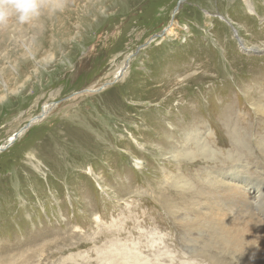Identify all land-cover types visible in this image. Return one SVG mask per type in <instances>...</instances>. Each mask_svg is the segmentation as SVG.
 <instances>
[{
	"label": "rangeland",
	"instance_id": "rangeland-1",
	"mask_svg": "<svg viewBox=\"0 0 264 264\" xmlns=\"http://www.w3.org/2000/svg\"><path fill=\"white\" fill-rule=\"evenodd\" d=\"M178 1L35 0L0 23V146L18 134L0 150V264H106L120 248L136 264H209L178 217L208 171L264 175V0ZM224 113L253 124L244 153L217 146ZM194 136L213 163L174 157Z\"/></svg>",
	"mask_w": 264,
	"mask_h": 264
},
{
	"label": "bare ground",
	"instance_id": "bare-ground-1",
	"mask_svg": "<svg viewBox=\"0 0 264 264\" xmlns=\"http://www.w3.org/2000/svg\"><path fill=\"white\" fill-rule=\"evenodd\" d=\"M246 2L248 4V1ZM221 17L222 20H226L225 17ZM238 42L242 49H245V44L243 45L242 39L240 37ZM245 50L248 51V48ZM125 64H127V61H125L123 66H125ZM123 68L125 69V67ZM123 68L120 70V76L123 73ZM118 77L119 76H114V78L117 79ZM179 81L181 82V80ZM170 83L171 82H168V84ZM254 107L255 111L262 110L264 109V103L259 102V104L255 105ZM46 108L47 106L44 107L43 112ZM43 114H45V112ZM231 114L232 113H229L230 118ZM221 115L223 116L224 124L223 128L221 129H223V133L227 138L220 144H218V139H216L215 142L217 146L229 143L231 146V152L244 153L243 150L247 149L248 141H250L249 137H251V135L254 133L253 124H246V126L243 127V130L240 131L241 127L240 129L238 126V128L234 126L231 127V124H229L228 120L229 115L227 116L225 113ZM255 116L260 118L262 122H264V111H262L260 114L255 112ZM242 118L245 119V115ZM39 119L37 118V120ZM35 121L33 120V122ZM17 135V133L11 134L8 137L7 142L4 145L0 146V150L8 147L10 143L15 140ZM183 135H185V139L188 140L189 135L192 134H190V132H186ZM196 138L198 139H195L194 147L192 148L190 146L192 148H190V150L194 152L188 150H174L175 152L172 153L174 157H188L192 160H194L195 158H200L202 161L213 163L214 160L218 158V155H216L210 149L211 147L208 145L209 142L207 143L204 140L199 139L201 137ZM207 138V141H210V139H212L213 141V133H209V137L207 136ZM132 140L137 143L136 139ZM235 158L238 159V157ZM137 165L138 163L135 159V167H137ZM238 165L239 164L230 169V171H234V173L225 172L222 175H213L208 171L207 173L202 174L205 178H210L208 180L210 185L203 188L201 190L202 192L199 191L198 193V198L200 197V199L202 200L197 199L195 201H192L191 204L189 203V213L192 214V212H194L192 217L189 215L178 217L179 221H185L188 226L190 224L193 225L192 227H189L188 230H186L187 233L189 231V233L193 234V236L189 239L190 241L194 242L190 244V247L192 249L194 248L192 250L193 256H206L208 257L209 264H237L238 261L242 264H264V175L260 174L257 177L252 176L251 173L248 172L249 168L247 167V165L245 166L241 164L240 166H242L243 169H240ZM138 167H140V165ZM88 170L90 171V169ZM95 178L97 179L98 188H102L103 185L98 182V180H100V176L97 175L95 176ZM181 179V176H175V178L171 181L172 185H174L175 187L178 182L183 181ZM196 183L198 184L199 182ZM184 185L185 184L182 183V186ZM161 200H163V198ZM164 206V209L166 208V210L171 212V217H173L174 215L177 217V211L174 210L175 200L174 202L167 200V203H165ZM199 206L202 207L201 210ZM95 219L97 221H100L97 216L95 217ZM210 232H212L211 235ZM211 242L214 243H212L213 245H211L212 249H209ZM111 244L113 245V243ZM103 251H106V253H108L107 250ZM108 251H110V249ZM229 252L232 253V259L229 256ZM212 255L223 257V261H219L217 263V261L214 259L216 257L213 258ZM105 256L106 264H136L138 260V256L134 255V252L131 251V249L129 251L127 250L126 252L121 251V248L119 249V251L115 250L111 255H109L112 256L113 259L111 257L108 258V254H106ZM118 256L122 259L124 257L131 258H124V261L122 262L116 258Z\"/></svg>",
	"mask_w": 264,
	"mask_h": 264
},
{
	"label": "clouds",
	"instance_id": "clouds-1",
	"mask_svg": "<svg viewBox=\"0 0 264 264\" xmlns=\"http://www.w3.org/2000/svg\"><path fill=\"white\" fill-rule=\"evenodd\" d=\"M36 10L35 0H0V23H7L17 12L21 13V20H26Z\"/></svg>",
	"mask_w": 264,
	"mask_h": 264
},
{
	"label": "water",
	"instance_id": "water-1",
	"mask_svg": "<svg viewBox=\"0 0 264 264\" xmlns=\"http://www.w3.org/2000/svg\"><path fill=\"white\" fill-rule=\"evenodd\" d=\"M185 1H186V0H179V1L177 2V4L175 5V7L178 8L179 3L181 4L182 2H185ZM175 7H174V8H175ZM167 28H168V27L162 29V30L160 31V33L155 34V37H161V36L165 33V30H166ZM232 31H233L234 38H235L236 40H239V37H238V35H237V32H236V30H235L233 27H232ZM43 113H44V112L42 111V113L39 114V117L43 116Z\"/></svg>",
	"mask_w": 264,
	"mask_h": 264
}]
</instances>
